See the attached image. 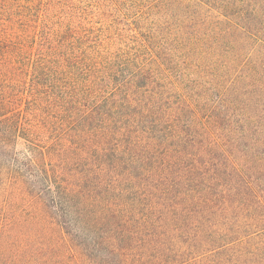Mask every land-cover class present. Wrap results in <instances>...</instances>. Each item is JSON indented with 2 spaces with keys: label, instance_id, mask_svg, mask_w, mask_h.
<instances>
[{
  "label": "trees",
  "instance_id": "1",
  "mask_svg": "<svg viewBox=\"0 0 264 264\" xmlns=\"http://www.w3.org/2000/svg\"><path fill=\"white\" fill-rule=\"evenodd\" d=\"M0 0V264H264V0Z\"/></svg>",
  "mask_w": 264,
  "mask_h": 264
},
{
  "label": "rangeland",
  "instance_id": "2",
  "mask_svg": "<svg viewBox=\"0 0 264 264\" xmlns=\"http://www.w3.org/2000/svg\"><path fill=\"white\" fill-rule=\"evenodd\" d=\"M152 1H153V0H133V2L141 3V5H149ZM128 2L130 3L131 1H130V0H127V3H126V4L124 5V7H123L122 14H120V19H121L122 21H129V22H132L133 17L125 18V13H126V11H127Z\"/></svg>",
  "mask_w": 264,
  "mask_h": 264
}]
</instances>
